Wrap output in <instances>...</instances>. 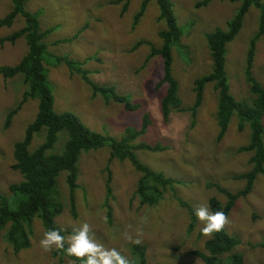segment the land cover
I'll list each match as a JSON object with an SVG mask.
<instances>
[{
  "label": "rangeland",
  "instance_id": "374dc122",
  "mask_svg": "<svg viewBox=\"0 0 264 264\" xmlns=\"http://www.w3.org/2000/svg\"><path fill=\"white\" fill-rule=\"evenodd\" d=\"M142 1L128 0L124 12L121 9L125 0L117 3L116 0H27L25 3V9L38 16L42 30L52 29L42 39L47 45L42 63L53 96L54 111L72 113L89 129L116 139L122 137L127 127L140 128L142 115L147 113L150 123L145 133L134 139L135 143L162 148L155 151L137 149L135 155L150 169L174 180L171 185L161 188L162 195L156 205H140V198L135 194L140 173L132 164L127 159L109 160L108 145L88 150L77 162L74 192L77 216L71 211L66 172L61 171L56 190L63 210L55 221L61 229H73L87 222L97 242L106 248L117 249L132 264H138L132 251L134 244L127 241L125 235L135 238L138 231L142 240L140 245L145 246L144 264H204L194 251L205 252L203 244L208 237L200 232L203 223L197 219L195 211L201 205L209 206L208 201L213 196L220 202L225 201V196L209 183L230 192L243 187L244 180L234 176L250 168L251 152H237L236 149L248 143L250 130L247 123L239 126V118L234 115L218 139L217 90L212 82L205 83L201 89L202 102L192 126L188 108L195 100L194 81L211 71L212 57L205 34L217 27L225 29L240 2L211 0L207 5L197 7L200 0H171L181 31L172 46L171 76L177 85L180 107L185 109H173L164 119L160 98L168 84L164 82L155 87L163 79V58L162 62L158 56L146 61L149 53L146 44L133 51L130 49L138 40L158 46V31L165 28V22L157 19L156 0L148 2L137 24L132 25ZM11 9V0H0V19ZM23 25V17L17 15L9 27H0V37ZM257 26L258 10L250 6L238 33L226 45L225 71L229 91L238 102L247 105H251L253 95L243 68L248 43ZM64 38L70 39L57 42ZM26 50L23 37L14 43L4 42L0 45V66L17 64ZM49 52L80 61L92 81L99 86H113L118 94L138 107L127 110L122 103L105 102L106 97L100 94L92 97L89 86L79 75L71 73L64 63L48 57ZM254 54L252 74L264 88V34L258 38ZM25 89L22 75L4 80L0 74V195L7 196L12 209L16 204L8 187L21 180L20 173L11 168L13 145L22 140L38 105L36 98L29 99L14 110ZM8 111L14 113L4 129ZM44 133L42 130L34 134L28 147L30 151L43 141ZM66 139L67 132L59 131L52 151L61 152ZM106 184L111 189L109 197ZM184 202L192 211L182 205ZM107 205L112 210L111 222L107 217ZM227 216L231 223L225 231L240 239L234 251L243 255L245 264H264V248L260 246L264 243V174L257 175L251 192L239 197ZM6 229L7 226L0 232V264H76L55 248L44 251L40 247L39 241L45 230L38 217L33 218L30 227V246L17 253L5 239ZM77 261L83 264L80 259ZM219 262L226 264L224 260Z\"/></svg>",
  "mask_w": 264,
  "mask_h": 264
},
{
  "label": "trees",
  "instance_id": "16d2710c",
  "mask_svg": "<svg viewBox=\"0 0 264 264\" xmlns=\"http://www.w3.org/2000/svg\"><path fill=\"white\" fill-rule=\"evenodd\" d=\"M11 1L12 9L0 19V27H9L17 15L23 17L24 25L11 34L0 37V45H3L6 41L14 43L16 39L23 37L27 50L17 64L0 66V74L4 80L13 78L18 74L23 76L26 89L14 110L17 111L29 99L36 98L38 100L34 120L25 128L22 140L13 145L11 168L20 173L21 180L10 184L8 190L14 197L16 207L14 209L10 208L7 196L0 195V232L7 226L5 239L14 253H17L30 246V227L35 217L41 220L45 231L59 229L64 236L72 234V229H61L55 221L56 216L63 210L62 202L57 196L56 181L58 174L65 171L71 211L73 216H77L74 192L77 187V162L83 152L108 145L110 148L109 160L118 159L122 161L127 159L140 173L135 189V194L140 198V205H156L162 195L161 188L171 185L174 180L150 169L139 161L135 155L137 149L155 151L162 148L159 145L149 146L146 143H135L134 139L144 134L150 123L147 113L142 115L140 128L127 127L122 137L116 139L89 129L72 113H56L54 111L53 96L48 87L46 70L42 63L44 55L47 53V45L42 39L52 29L42 30L40 28L38 16L25 9L27 0ZM120 1L116 0V3ZM149 1H142L140 9L134 15L133 26L137 24L139 17L143 15ZM210 1L200 0L196 3V6L207 5ZM228 1H239L240 4L235 14L227 20L225 29L217 27L205 34L210 56L212 57L211 71L194 81L195 100L193 105L188 108L192 117V126L197 109L202 102L201 89L205 83L212 82L217 90V118L220 126L218 139H221L225 133L232 116L235 115L239 118V126H242L243 122L248 124L250 130L249 141L246 145L236 149L237 152H251L249 157L250 168L234 176L236 179L244 180L243 187L235 192H230L221 188L218 184H208L210 186L214 185L226 198L224 202H220L214 196L210 198L208 201L210 211H223L226 215L231 211L239 197H244L251 192L257 175L264 174V88L252 74L255 45L258 38L264 34V3L262 0ZM156 2L159 8L157 19L165 22V28L158 31L160 44L154 46L147 40H138L130 49L133 51L140 45L146 44L149 45L146 61L158 56L162 62L161 57L163 58V66L161 64L163 79L158 81L155 87L158 88L161 84H165L164 82L168 84L167 89L160 98V111L163 118L166 119L171 110L182 111L184 108L180 107L181 99L177 92V85L171 76L172 46L177 42L181 31L176 23L171 0H156ZM127 6L128 0H125L121 11L124 12ZM250 6H254L258 10V26L256 33L248 43L243 68L245 81L253 95L251 105H247L238 102L229 91L228 77L225 71V54L226 45L238 33ZM69 39L64 38L57 42H65ZM48 57L64 63L68 69L70 68L71 73L78 74L80 79L89 86L92 97L100 94L102 97H106L105 102L112 100L122 103L127 110H134L138 107V104H133L124 95L118 94L113 86H99L92 81L88 75L89 71L81 67L80 61L70 59L67 56L54 55L50 52ZM13 113L12 111L7 112L3 125L4 129L8 127ZM42 130L45 132L43 141L33 151H30L28 147L34 134ZM61 130L67 132V139L61 152H53L57 133ZM106 191L109 197L111 195L109 184H106ZM182 205L187 208L190 207L185 202ZM189 210L192 211L190 208ZM111 213L112 210L107 205V217L110 222L112 221ZM191 213L193 218L194 213ZM193 220L192 222H194ZM239 243V238L229 235L224 229L221 232L214 233L211 238L204 241L205 252L194 251V253L200 257L204 264H221L220 260H224L226 264H245L243 255L234 251L235 246ZM67 246L65 244V248ZM260 246L264 248V243H261ZM59 251L65 254L63 250ZM132 251L136 255L135 258L138 264H144L145 246L133 245ZM224 254L225 256L222 258ZM67 257L75 260L76 264L79 263L75 257Z\"/></svg>",
  "mask_w": 264,
  "mask_h": 264
},
{
  "label": "clouds",
  "instance_id": "9594fccd",
  "mask_svg": "<svg viewBox=\"0 0 264 264\" xmlns=\"http://www.w3.org/2000/svg\"><path fill=\"white\" fill-rule=\"evenodd\" d=\"M195 215L203 223L202 235L208 238H211L214 233L223 231L231 223L223 211H210L207 205L199 206ZM146 219V217L142 218L144 221ZM91 232V226L87 222L73 227L72 234L67 238L61 234L59 229H49L43 233L39 244L44 251H51L53 248L63 250L67 256L80 259L83 264H132L117 249L106 248L102 243L97 242ZM139 235V231L135 238L126 234L125 239L134 245H140L142 240ZM65 244L68 245L66 248Z\"/></svg>",
  "mask_w": 264,
  "mask_h": 264
}]
</instances>
